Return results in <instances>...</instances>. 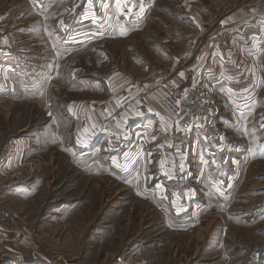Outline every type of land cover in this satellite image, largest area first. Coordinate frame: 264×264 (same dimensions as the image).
Wrapping results in <instances>:
<instances>
[{
	"label": "crops",
	"instance_id": "crops-1",
	"mask_svg": "<svg viewBox=\"0 0 264 264\" xmlns=\"http://www.w3.org/2000/svg\"><path fill=\"white\" fill-rule=\"evenodd\" d=\"M61 1L0 0V78L12 83L0 80V102L28 100L48 89L37 75L46 62L43 49L57 66L82 50L86 36L64 38L74 22L49 17L55 7L58 15L65 13ZM212 3L202 4L207 15L194 22L201 33L179 43L177 53L187 66L158 86L157 97H133L119 113L107 108L98 116L100 128L82 134L81 120L68 133L60 121L42 139L44 152L56 149L64 156L60 182L53 183L47 171L60 172L59 164H29L28 149L19 151L20 176L39 168L40 175L19 176L23 182L9 186L14 170L0 181V191L7 187L1 198L18 220L17 228L0 223V264H161L162 247L170 249V264H257L264 249V0L241 1L219 22ZM57 19L63 32L51 31ZM165 87L193 104L198 124L210 121L217 136L208 141L196 132L189 151L175 146L172 155L163 154L172 144L161 140V131L174 119L157 107L145 113L144 107L160 105ZM112 136L117 144H110ZM162 233H168L163 246ZM209 234L212 240L204 241ZM24 245L27 251H21Z\"/></svg>",
	"mask_w": 264,
	"mask_h": 264
},
{
	"label": "rangeland",
	"instance_id": "rangeland-1",
	"mask_svg": "<svg viewBox=\"0 0 264 264\" xmlns=\"http://www.w3.org/2000/svg\"><path fill=\"white\" fill-rule=\"evenodd\" d=\"M110 1L62 0L61 6L62 11H65L64 14L58 15L60 9L56 7L49 11V17L65 18L66 20L68 18V21L74 22L63 32V26L56 25L59 19L50 21L51 31H62L66 42L69 41L72 33H81L78 36L80 38L86 36V39L81 38L82 50L80 52L65 58V61L58 66L54 57L50 56L45 49L42 50V54L46 53L44 57L47 68L44 65L43 71L37 75L40 80L49 82L47 90L29 95L28 100L16 96L4 98L0 102V181H4L9 175L12 176L11 172L16 170L17 175L12 176L10 180L9 177L7 185L11 186L16 181L23 182L22 179H18L26 175L20 176L21 169L16 168L15 163L20 158L19 151L27 148L29 156L25 160L29 164L38 161L48 163L52 161L55 166L59 164L60 172L53 167L47 171L48 176L54 179L53 183L57 180L60 182L61 163L64 156L56 149L49 148L44 152L42 142L47 134L57 129L60 121L67 126L66 133H68L76 128L74 122L81 120L80 133L82 134L84 130L100 128L98 116L104 113L107 108L111 113H119L121 103L131 101L133 97L155 95L154 92L159 85L164 87L167 82L169 83L170 78L176 77L187 66L184 57L177 53L181 47L179 43L184 39L189 40L191 36L196 37L195 33H201L194 22L199 21V17L204 18V15H207V12H203L202 4L215 3H212L214 6L210 11L215 16L214 22H219L223 17L229 16L235 11L241 1L248 2L249 0H126L125 2L121 0L119 6L114 0ZM44 5L51 6V4ZM245 5L249 7L247 4ZM263 5L259 4L260 7ZM27 6L28 14H32L31 7L28 4ZM216 7H220V9ZM190 19L192 20L190 21ZM40 21L42 20L40 19ZM104 22L109 25L107 30H104ZM199 43L200 41H195V50ZM33 52H38L37 54L40 56L39 51L33 50ZM174 60L177 61V64L170 65ZM35 63L37 62L35 61ZM44 70L49 72V76L44 75V77H48L47 79L41 77ZM2 79L6 85L12 86L9 80ZM68 89L75 91L73 98L69 99L66 97L67 95L64 96L69 93L65 92L69 91ZM169 89L170 87L166 88L165 97L171 95L184 104H190L186 98H179V95L171 93L172 91ZM155 96L157 97V95ZM15 99L20 101L16 102ZM72 101L80 102L74 105L75 109H73V105H69ZM159 103L160 105H146L145 113L150 112V107L153 109L157 107L168 114L163 103ZM122 106L126 109V105ZM79 108L81 112L77 115ZM172 132L176 133L175 121L168 131L165 133L161 131V140L164 139L172 144L170 146L166 144L162 150L163 154L172 155L174 147L177 146L171 138ZM56 139L58 138L56 137ZM115 143H118L117 138L110 137V144ZM23 144L26 145L25 148L21 147ZM190 144L187 149L182 148L178 151H189ZM27 169L28 167H26V171H30ZM33 171L37 172L28 176L40 175V168L33 169ZM5 191H7V187L0 191V223L10 222L17 228L18 220L1 198ZM167 234L162 233L160 237L162 246ZM230 234L228 232V235ZM209 235L204 236V241L212 240L211 234ZM142 238H138L137 242ZM133 243L134 241L130 242V247ZM149 244L151 243H144V246L148 247ZM20 248L21 251H27L25 245L24 248ZM127 251L129 249H125L121 255L125 256ZM169 251V248L162 247L161 264L172 262ZM195 251L200 252V246L194 248ZM145 252L147 254V251ZM147 255H151V252ZM117 259L114 263H117Z\"/></svg>",
	"mask_w": 264,
	"mask_h": 264
},
{
	"label": "built area",
	"instance_id": "built-area-1",
	"mask_svg": "<svg viewBox=\"0 0 264 264\" xmlns=\"http://www.w3.org/2000/svg\"><path fill=\"white\" fill-rule=\"evenodd\" d=\"M0 80L2 81L3 79L0 78ZM162 103L165 110L173 117L176 123V133L172 132L171 138L179 149L188 148L192 139L191 136L195 132L202 133L208 141L217 136V130L210 121L198 124V111L193 104H184L171 95H167ZM257 264H264V249L257 257Z\"/></svg>",
	"mask_w": 264,
	"mask_h": 264
},
{
	"label": "snow or ice",
	"instance_id": "snow-or-ice-1",
	"mask_svg": "<svg viewBox=\"0 0 264 264\" xmlns=\"http://www.w3.org/2000/svg\"><path fill=\"white\" fill-rule=\"evenodd\" d=\"M120 2H121V0H117V5H118V6L120 5Z\"/></svg>",
	"mask_w": 264,
	"mask_h": 264
}]
</instances>
